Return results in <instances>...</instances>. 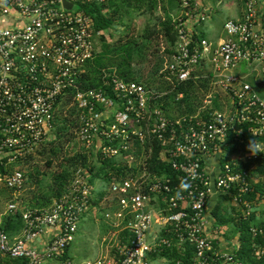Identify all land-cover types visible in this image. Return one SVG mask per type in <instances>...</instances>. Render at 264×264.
<instances>
[{
  "label": "built area",
  "instance_id": "1",
  "mask_svg": "<svg viewBox=\"0 0 264 264\" xmlns=\"http://www.w3.org/2000/svg\"><path fill=\"white\" fill-rule=\"evenodd\" d=\"M104 1L0 0V183L12 192L6 213L18 209L26 183L21 163L57 139L55 112L67 100L77 111L81 145L124 170L112 175L105 195L113 207L105 219L116 231L104 240L103 255L82 264H168L155 256L174 250H191L187 264H244L238 235L228 239V227L215 225L209 203L227 196L243 219L255 212L249 196L261 179L253 171L264 157V99L248 80L256 72L264 79V0H237L240 14L225 22L216 43L195 29L210 19L209 9L201 0H182L174 18L178 42L162 73L180 84L206 69L213 90L197 114L177 119L166 115L162 94L116 71L104 70L99 89L81 88L97 51L85 6ZM243 66L245 75L235 73ZM215 92L227 98L224 111L210 109ZM236 142L247 149L229 153ZM155 160L175 177L152 172ZM90 177L78 169L50 208L23 211L20 237L0 229V253L28 264L63 258L91 210L96 187ZM47 230L52 235L38 243ZM251 232L264 234L263 228ZM254 255L264 261V247H255Z\"/></svg>",
  "mask_w": 264,
  "mask_h": 264
},
{
  "label": "trees",
  "instance_id": "2",
  "mask_svg": "<svg viewBox=\"0 0 264 264\" xmlns=\"http://www.w3.org/2000/svg\"><path fill=\"white\" fill-rule=\"evenodd\" d=\"M160 8L162 16L159 15L157 21H148L142 31H133L135 17L156 16ZM182 10V0H105L103 3L85 6V11L94 22L97 51L93 59L86 64L84 77L79 82L81 88L99 89L104 84V70L116 71L125 81L141 83L146 88L162 94L159 103L170 119L197 114L203 106V100L213 90L212 73L206 69L198 70L196 74L201 75L200 78L190 79L180 84H172L162 73L163 65L178 42V33L175 28L177 22H174V16H178ZM124 17H129V22H118ZM118 23H121V31L110 30ZM107 30L110 31L105 34ZM201 36L204 37V34L202 33ZM252 85L264 99V86L258 83ZM179 95L182 97L179 98ZM225 102L227 98L222 93L215 92L210 109L224 111ZM69 103L67 100L61 101L56 109L57 139L47 142L38 155L30 156L21 163L22 172L26 177L24 187L33 184L43 185L45 182L41 177L44 176L51 177L52 183L48 185L49 192L40 196L33 194L29 202L22 199L23 208L18 202V209L15 212L7 213L1 218L0 229L5 231L11 239L20 237L23 232L25 225L22 212L29 209L50 208L54 200L63 194L78 169L83 168L89 171L91 174L89 180L93 185L95 180L110 183L112 175L118 176L124 171L116 166L114 160L102 161L94 150H88L81 145L75 133L78 126L77 111ZM65 107L73 108V111L69 109L67 113L64 110ZM245 136L250 138L247 134ZM247 147L248 145L236 142L231 145L228 152L238 153L240 150H246ZM40 157L44 158V164L33 165V161ZM153 162L156 165L151 169L152 172L175 177V172L170 168L159 166L156 160ZM243 166L250 168L253 165ZM255 167L253 174L261 176L260 182L255 186V192L249 196L255 212L249 218L243 219L241 209L225 208V203L229 202L227 196L221 197L212 211L216 226L227 225L234 232V236L238 235L241 245L237 253L244 264H264V261L257 260L254 255L255 247H264V234L254 236L251 232L253 227L264 230V218H260L261 215L264 216V208L258 205L261 201L260 196L264 197V157L255 164ZM37 177L40 178L37 179ZM103 194L101 192L99 197L104 198ZM11 197L12 192L9 198ZM96 204L98 202L91 203V209ZM106 205L108 206L106 211L113 208L111 204ZM69 250L70 244L67 246L63 259L68 258ZM191 253V250L185 254L177 250L167 251L156 255L155 259L166 257L169 260L168 264H176L177 260L182 259L187 264ZM0 264H28V261L10 258L0 253Z\"/></svg>",
  "mask_w": 264,
  "mask_h": 264
},
{
  "label": "rangeland",
  "instance_id": "3",
  "mask_svg": "<svg viewBox=\"0 0 264 264\" xmlns=\"http://www.w3.org/2000/svg\"><path fill=\"white\" fill-rule=\"evenodd\" d=\"M201 3H203L208 9L210 13V19L207 20L206 22H203L202 25L200 26V30L206 32V36L213 40V41H219L222 39L225 35L223 26L225 22L229 18L237 17V11H238V6L239 3L237 0H201ZM161 8L158 10L156 16H137L133 20V31L139 32L142 31L145 27L148 21H157V18L159 15L162 16L161 13ZM175 18L177 15L174 16ZM118 22H129V17H124L121 21ZM110 30L114 31H121V23H118V25H114L113 28H110ZM110 30H107L105 34H108ZM166 63V62H165ZM165 68V64L163 65L162 69ZM240 71L243 75L247 73V70L244 68L240 70H236L235 73H238ZM249 83H258L264 86V79L260 75L259 72H256L251 75V77L248 80ZM226 104V102H225ZM63 108V107H61ZM70 109V110H69ZM65 112L67 110L73 111V108H66L65 107ZM68 113V112H67ZM77 141V140H76ZM71 146V145H70ZM59 162V161H57ZM44 164V158L40 157L37 158L33 161V165L35 166H42ZM41 177V176H40ZM40 177H37L40 178ZM41 179L44 180V184L39 186V184H33L30 186H25L21 193L19 194V204L20 207L23 208V201L22 199L26 202H29L32 195L40 196L43 195L47 192H49L50 188L48 185L52 183V178L49 176H44L41 177ZM94 186L101 188L102 190L106 191L107 194H110L111 192V187L110 183L106 181H101V180H95L94 181ZM0 222L1 218L5 216L6 210H7V203L9 201L10 197V190H8L3 183H0ZM259 207L264 208V204H258ZM225 208L228 210L236 208L234 205H232L230 202L225 203ZM239 210V208H237ZM107 211L104 208L98 207L95 208V210L91 211L89 213V217L87 216L86 219L80 224H79V229L76 235L74 236L73 241L71 242V247L70 251L68 253V258L72 262L76 264H82V262L87 261V260H92L94 259L97 255L98 252H100V246H101V241L103 239L109 240V237L113 235V233L116 231L115 228H112L110 225L106 224L107 221L105 219V213ZM260 216V214L258 215ZM260 218H264V216H260ZM259 218V219H260ZM212 219L216 220L212 214ZM224 227V226H222ZM225 227H228L227 231V238L231 240H236V235L234 236V232L231 231L230 227L225 225ZM236 246V244H235ZM229 251L233 250L232 244L228 248ZM65 260L63 258L60 259H49L43 262V264H65Z\"/></svg>",
  "mask_w": 264,
  "mask_h": 264
},
{
  "label": "crops",
  "instance_id": "4",
  "mask_svg": "<svg viewBox=\"0 0 264 264\" xmlns=\"http://www.w3.org/2000/svg\"><path fill=\"white\" fill-rule=\"evenodd\" d=\"M240 14V8H238V11H237V16H239ZM202 25V23H199V24H196L195 25V29L197 30L198 34L201 35L202 33L204 34L205 37L206 36V32L205 31H202L200 30V26ZM213 41V40H212ZM215 42V41H213ZM217 42V41H216ZM215 42V43H216ZM104 193L105 195H108L106 191L102 190L101 188H98L96 187V190L94 192V195H93V201L92 203H95V202H98V204L96 205H93V208L82 218L81 220V223L86 219V217L90 216L89 213L93 210H95V208H98V207H101V208H104L106 209V207H108L106 204H108L107 202H105V195L103 194L104 198H100L99 197V194L100 193ZM221 196L219 195H215L212 197V199L210 200V203H209V207H210V211L212 213L213 211V208L215 207V205L218 203V201L220 200ZM108 224V223H106ZM109 225V224H108ZM52 234H51V230H47L46 233L41 237V239L39 240L38 243H42L43 241L47 240V237H50ZM112 236V235H111ZM105 239H103L101 241V246H100V252L97 253V255L95 257H93L94 259L98 258L99 256L103 255L105 252H106V244L104 242ZM37 244V243H36ZM70 247H71V244H70ZM70 251V250H69ZM93 260V259H92ZM85 262V261H84ZM83 263V262H82Z\"/></svg>",
  "mask_w": 264,
  "mask_h": 264
},
{
  "label": "water",
  "instance_id": "5",
  "mask_svg": "<svg viewBox=\"0 0 264 264\" xmlns=\"http://www.w3.org/2000/svg\"><path fill=\"white\" fill-rule=\"evenodd\" d=\"M72 6L71 5H69V8H71Z\"/></svg>",
  "mask_w": 264,
  "mask_h": 264
}]
</instances>
